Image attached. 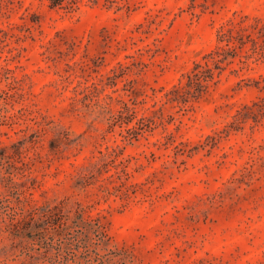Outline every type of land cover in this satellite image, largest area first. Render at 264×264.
<instances>
[{
  "label": "rangeland",
  "instance_id": "374dc122",
  "mask_svg": "<svg viewBox=\"0 0 264 264\" xmlns=\"http://www.w3.org/2000/svg\"><path fill=\"white\" fill-rule=\"evenodd\" d=\"M0 264H264V0H0Z\"/></svg>",
  "mask_w": 264,
  "mask_h": 264
},
{
  "label": "trees",
  "instance_id": "16d2710c",
  "mask_svg": "<svg viewBox=\"0 0 264 264\" xmlns=\"http://www.w3.org/2000/svg\"><path fill=\"white\" fill-rule=\"evenodd\" d=\"M54 210H57V211H54ZM43 214H44V217H46L47 219L54 218L55 215H58L59 219L57 220V222L55 221V223H58V225H63L66 223V220L64 219V214H63L62 210L57 209L56 207H53V208L51 207V208L45 209L43 211ZM49 221H51V220H49Z\"/></svg>",
  "mask_w": 264,
  "mask_h": 264
}]
</instances>
